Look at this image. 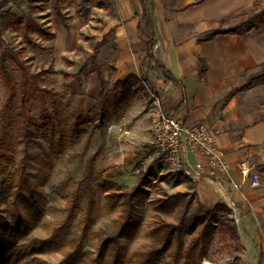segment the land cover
Masks as SVG:
<instances>
[{"label":"rangeland","instance_id":"1","mask_svg":"<svg viewBox=\"0 0 264 264\" xmlns=\"http://www.w3.org/2000/svg\"><path fill=\"white\" fill-rule=\"evenodd\" d=\"M262 9L264 3L249 15ZM117 16L118 0H8L0 8V59L8 53V72L19 86L22 73L9 51L19 52L49 93L43 100L31 88L34 124L24 122L20 95L10 111L5 139L10 159L0 171V264H110L111 246L104 239L117 233L115 220L123 202L145 177L131 200L132 231L121 238L122 264H136L141 254L162 245L158 225L179 222L185 201L193 195L191 189L177 188V172H162V166L139 156L127 163L116 161L117 147L129 141L126 130L118 127L126 128L124 108L118 104L126 105L133 93L107 82L102 95L98 68L104 72L111 64H102L101 51L96 62L92 55L96 39ZM35 24L48 26L55 35L33 30ZM257 28L264 29V17ZM25 31L33 43L47 48L29 44ZM147 92L141 99L149 101ZM5 96L0 71V114ZM101 178L116 184L105 191L99 186ZM177 191L188 195L180 203L166 202ZM111 192L116 195L113 208L107 200ZM203 209L195 201L187 215ZM215 213L224 218L222 210ZM210 221L216 228L201 264H242L238 237L220 220ZM177 235L156 264H185L183 259L174 261ZM191 237L183 235V252Z\"/></svg>","mask_w":264,"mask_h":264},{"label":"crops","instance_id":"2","mask_svg":"<svg viewBox=\"0 0 264 264\" xmlns=\"http://www.w3.org/2000/svg\"><path fill=\"white\" fill-rule=\"evenodd\" d=\"M256 1L118 0V16L96 39V46L103 41L97 56L101 51L102 64H111L100 71L101 76L98 71L102 95L107 82L133 93L126 105L118 104L124 108L126 128L118 127L126 130L129 141L117 147V162L139 156L156 168L162 166V172H171L155 148L144 154V147L152 145L153 92L167 110L219 130L217 142L229 161L230 175L212 174L208 157L188 152L189 162L203 163L205 171L200 175L177 172L181 178L177 188L191 189L205 208L223 203L231 209L242 264H264V80L230 93L244 85L250 74L264 71V29L222 31L234 27L238 15L252 9ZM202 60L207 64L204 71ZM147 91L149 101L141 99ZM253 175H259V185L252 183Z\"/></svg>","mask_w":264,"mask_h":264},{"label":"trees","instance_id":"3","mask_svg":"<svg viewBox=\"0 0 264 264\" xmlns=\"http://www.w3.org/2000/svg\"><path fill=\"white\" fill-rule=\"evenodd\" d=\"M264 3V0H258L254 3L252 9L261 6ZM8 4V0H2L0 4V8H3L5 5ZM249 11H245L238 15V18L243 17L244 15H248L246 19H242L237 24L225 31L222 32H231V33H244L247 32L253 28L258 27V22L263 19L264 17V10L256 11L254 14L249 15ZM60 15V13H58ZM67 27V26H66ZM27 28H30L29 25H27ZM33 28V27H32ZM33 30H37L41 33L52 34L53 36L55 33L51 31V29L48 26H39L38 24H35V27ZM219 33V31H216L210 35L207 36L208 39L212 38L214 35ZM24 37L26 41L33 45L34 47H43L41 45H37V43H33V41L29 38V35L27 31L24 32ZM103 42V41H102ZM102 42H99L96 46L95 54L93 55V60L96 62V56L98 53V48ZM47 47H43V49H46ZM7 52L4 51L1 59H0V71L2 78L4 80L5 86H6V96L5 100L2 104V110L0 114V171H4L5 166L7 165V160L10 159L8 156V152L6 151L7 146L5 145V139L9 124V118H10V111L12 109L13 103L15 101V98L20 95L21 98V115L24 118L25 123L34 124V121L30 115V100H31V88L33 87L34 90H36L40 97L44 100L46 93L48 91L39 83L38 76L39 74L33 73L29 66L25 63V61L20 57V53L16 51H9L11 59L18 65L21 73H22V79L19 86L14 81V78L11 76L10 72H8L7 67ZM160 68L163 69V72L171 79H175L168 70L159 65ZM207 64L202 60V68L201 71L206 70ZM99 74L101 76V70L98 68ZM102 83H103V78ZM264 80V71H259L256 73H252L248 76L247 82L242 85L239 88L234 89L230 94H233L235 92L247 90L254 86L256 83ZM103 84H102V91L103 93ZM49 94V93H48ZM153 145H147L144 147V154H148L153 149ZM91 175L88 174L86 179H88ZM116 184L113 183L111 180H107L105 178H101L99 180V186L105 190L108 191L109 189H112L113 186ZM143 185H145V177H140L138 183L132 190V193L129 194L130 198L123 202V211L120 215V218L115 220V223L117 225V233L108 235L105 237L104 241L106 244L111 246L110 251V264H122L124 258L122 256L121 252V241L122 237L127 235L132 231V220L134 217V204L132 203V197H135L140 190H142ZM188 195V192L186 191H177L174 194H171L167 197L166 202H175L180 203L183 196ZM114 197H116L115 193L111 192L107 195V200L110 204V208H113L116 201L114 200ZM113 199V200H112ZM196 201L195 194L191 195L189 199L185 201L184 206V213L181 217V220L177 223L173 222H164L162 221L158 225V229L162 230V233H160L162 236L159 235V238L162 240V245L145 252L144 254H141V257L139 260H137L136 264H156V258L159 256H162L168 251L169 246L172 243L173 240V234L177 232V245H176V253L174 254V261L175 263L180 262L182 259L185 261V264H201V259L206 256L207 248L210 245V238L212 234L215 232V226L212 225L210 218H216L220 220L219 224H225L229 227L232 234L236 237H238V231L237 227L234 221L229 218L231 214V209L223 204L219 203L215 205L213 208H205L202 203L196 201V205L198 207H202L203 212H193L190 215H187L188 212L191 209V206ZM94 203L91 202V205ZM160 206H163L160 205ZM91 208L93 206H90ZM222 210L224 212L223 217H219L215 211L216 210ZM201 227V228H200ZM200 228L199 233L195 234L197 229ZM189 234L192 235L190 243L186 249L184 250V241H183V235Z\"/></svg>","mask_w":264,"mask_h":264},{"label":"built area","instance_id":"4","mask_svg":"<svg viewBox=\"0 0 264 264\" xmlns=\"http://www.w3.org/2000/svg\"><path fill=\"white\" fill-rule=\"evenodd\" d=\"M150 116L152 145L171 171H183L188 175L202 174L205 171L204 164H191L187 158L188 152H199L208 157L212 174L230 175L229 161L217 142L219 130L216 127L204 121L190 122L181 118L164 108L160 96L154 92ZM252 183L260 184L259 175L252 176Z\"/></svg>","mask_w":264,"mask_h":264},{"label":"bare ground","instance_id":"5","mask_svg":"<svg viewBox=\"0 0 264 264\" xmlns=\"http://www.w3.org/2000/svg\"><path fill=\"white\" fill-rule=\"evenodd\" d=\"M206 264H210V263L206 262Z\"/></svg>","mask_w":264,"mask_h":264}]
</instances>
